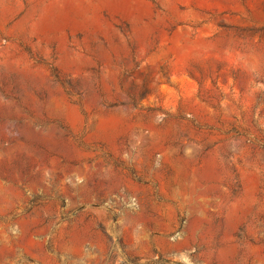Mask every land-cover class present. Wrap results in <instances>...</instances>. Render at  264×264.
<instances>
[{
    "label": "rangeland",
    "instance_id": "rangeland-1",
    "mask_svg": "<svg viewBox=\"0 0 264 264\" xmlns=\"http://www.w3.org/2000/svg\"><path fill=\"white\" fill-rule=\"evenodd\" d=\"M0 264H264V0H0Z\"/></svg>",
    "mask_w": 264,
    "mask_h": 264
}]
</instances>
